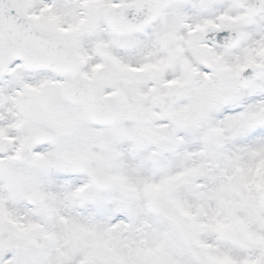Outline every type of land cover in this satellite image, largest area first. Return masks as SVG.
I'll return each mask as SVG.
<instances>
[{
    "label": "snow or ice",
    "instance_id": "snow-or-ice-1",
    "mask_svg": "<svg viewBox=\"0 0 264 264\" xmlns=\"http://www.w3.org/2000/svg\"><path fill=\"white\" fill-rule=\"evenodd\" d=\"M0 264H264V0H0Z\"/></svg>",
    "mask_w": 264,
    "mask_h": 264
}]
</instances>
